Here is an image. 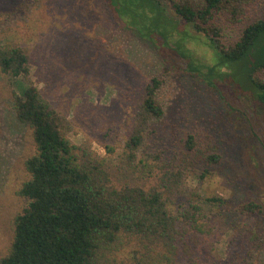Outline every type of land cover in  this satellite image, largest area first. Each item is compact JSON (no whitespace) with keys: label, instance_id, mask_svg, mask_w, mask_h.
Instances as JSON below:
<instances>
[{"label":"rangeland","instance_id":"rangeland-1","mask_svg":"<svg viewBox=\"0 0 264 264\" xmlns=\"http://www.w3.org/2000/svg\"><path fill=\"white\" fill-rule=\"evenodd\" d=\"M164 5L172 15L171 2ZM242 7L217 15L226 48L264 16V0ZM0 45L21 47L30 59V75L21 79L0 68V259L10 253L16 218L28 206L19 190L30 179L26 161L36 153L32 129L14 108L20 81L40 90L74 144L106 160L116 185L145 186L151 182L132 174L124 150L145 89L159 78L157 98L165 113L153 122L143 150L184 168L176 209L198 200L202 207L198 217L205 232L191 235L183 263L192 257L194 264H232L243 251L240 264H264V108L254 103L253 115L254 106L244 102L254 100L245 84L246 66L228 64L227 79L207 78L212 53L192 41L186 48L195 50L194 64L207 79L193 73L170 49H157L135 30L121 27L107 0H0ZM259 52L264 55V43ZM190 136L195 154L187 147ZM210 151L221 156L219 163L207 161ZM216 197L224 202L206 201ZM249 203L262 210H246ZM142 251L138 241L130 242L111 264L156 260L145 262Z\"/></svg>","mask_w":264,"mask_h":264},{"label":"trees","instance_id":"trees-1","mask_svg":"<svg viewBox=\"0 0 264 264\" xmlns=\"http://www.w3.org/2000/svg\"><path fill=\"white\" fill-rule=\"evenodd\" d=\"M252 1L107 0L121 27L135 30L157 49H170L193 73L203 76L194 64L195 50L186 48L192 41L203 43L212 53L207 78L227 79L228 64L246 66L245 84L256 102H244L254 106L255 115L254 103L264 108V78L259 76L264 72V55L259 52L264 43V16L250 23L229 48L222 44V29L217 25L219 13L228 8L239 12ZM164 2H171L172 15ZM0 68L15 80L29 76V56L21 47L0 45ZM19 86L14 108L18 119L32 129L36 153L26 161L30 179L19 190L28 206L16 218L14 242L0 264H111L121 248L134 241L146 253L145 262L155 258L151 264H184L183 247L187 251L191 235L197 238L205 232L198 217L202 207L198 200L176 209L184 168L172 167L161 155L143 150L153 122L165 113L157 98L160 79L153 78L147 85L124 150L132 174L151 182L145 186L116 185L104 158L67 137L59 113L40 90L22 80ZM187 147L191 154L198 152L193 136ZM206 158L209 163L221 161L212 151ZM206 201L224 202L218 197ZM245 209L262 210L256 203L246 204ZM242 254L232 264H240L246 257ZM194 260L191 257L185 264H194Z\"/></svg>","mask_w":264,"mask_h":264}]
</instances>
